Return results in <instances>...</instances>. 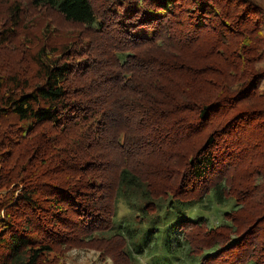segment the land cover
<instances>
[{
    "label": "trees",
    "instance_id": "obj_1",
    "mask_svg": "<svg viewBox=\"0 0 264 264\" xmlns=\"http://www.w3.org/2000/svg\"><path fill=\"white\" fill-rule=\"evenodd\" d=\"M30 2L81 29L1 64L0 264H58L93 231L135 264L128 226L112 227L134 195L144 215L231 203L218 225L180 220L177 245L198 264H264L263 2ZM2 6L0 46L22 13Z\"/></svg>",
    "mask_w": 264,
    "mask_h": 264
},
{
    "label": "rangeland",
    "instance_id": "obj_2",
    "mask_svg": "<svg viewBox=\"0 0 264 264\" xmlns=\"http://www.w3.org/2000/svg\"><path fill=\"white\" fill-rule=\"evenodd\" d=\"M260 1L264 5V0ZM6 2L20 4L22 13L21 23L17 28L15 27L10 43L0 46V67L8 60V56L16 57L10 56L12 54L18 53L19 58L23 57L19 56L23 47L32 51L44 38L56 44H65L71 42L75 36L77 37L75 32L81 29L73 22L64 20L53 9L34 7L30 0H0V16L5 14L2 5ZM29 53L26 54L28 58ZM54 55L57 56V54ZM25 62L22 61L20 64L25 67ZM101 146L97 144L96 151L101 153L102 158V153L104 154V150L107 149ZM100 162L99 164L103 166L105 159L102 158ZM262 180V177L258 176L256 183L259 185L263 182ZM203 203L206 207L196 203L191 206L167 198L162 205L157 204L155 211L144 215L143 212L140 213L142 205L140 198L135 195L134 198L121 196L116 203L117 209L112 220V227L117 228L120 223L128 226L126 230L132 236L134 246H130V249H132L135 264H198L196 257L189 253L190 249L185 243L180 246L176 243L175 231L179 221L204 217L208 218L210 225L215 226L220 223L222 213L231 208L229 202L217 205L211 200H204ZM103 234L107 235V232ZM100 239V233L93 231L91 237L82 240L77 246L64 249L58 264H114L105 252L95 246L96 241Z\"/></svg>",
    "mask_w": 264,
    "mask_h": 264
}]
</instances>
